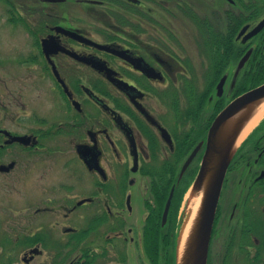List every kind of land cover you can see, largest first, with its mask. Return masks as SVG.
Here are the masks:
<instances>
[{
  "label": "flooded vegetation",
  "instance_id": "af4514ba",
  "mask_svg": "<svg viewBox=\"0 0 264 264\" xmlns=\"http://www.w3.org/2000/svg\"><path fill=\"white\" fill-rule=\"evenodd\" d=\"M72 1L33 0L24 16L6 0L11 18L28 23L32 43L13 42L21 38L16 28L0 43V203L18 196L8 209L0 204V246L33 244L23 254L30 263L43 254L40 244L63 238L47 229L61 227L65 243L81 248L68 264H126V244L162 256L170 235L168 258L176 264L185 219L169 230L171 212L199 158L194 180L198 174L216 117L200 126L186 157L185 147L203 101L217 116L264 84V0ZM196 67L205 69L203 101ZM183 86L195 103L188 114L178 110ZM229 189L238 196L226 216L231 241L239 237L256 257L264 249V114L242 135L220 199ZM5 220L27 232L6 237Z\"/></svg>",
  "mask_w": 264,
  "mask_h": 264
},
{
  "label": "rangeland",
  "instance_id": "374dc122",
  "mask_svg": "<svg viewBox=\"0 0 264 264\" xmlns=\"http://www.w3.org/2000/svg\"><path fill=\"white\" fill-rule=\"evenodd\" d=\"M32 1L33 0H12V2H16V6L19 7L24 13L23 15L25 16L26 13H28L29 11H32L33 9H30V6L32 5ZM71 2H73L71 0ZM29 6V7H28ZM33 6V5H32ZM52 6V5H51ZM46 8H48L47 6H45ZM53 7H57L56 11H67L68 13H75V14H81V13H86L83 11H87V10H79L80 8L74 5H70L67 8H64L61 5H53ZM12 7L6 2V0H0V43H4L5 42V38H7L6 36L8 35V33H10V29L12 30V28H16L18 34L21 36V38L19 39H13V42H17V43H21V44H31L32 43V39L29 37V25L27 23H24V21H20L18 20L16 17H12ZM36 10V9H34ZM50 10V9H49ZM41 12L40 11H37ZM81 12V13H79ZM41 15V14H40ZM38 17V15H37ZM96 18V17H95ZM90 20V19H88ZM20 21V22H18ZM87 21V19L85 20ZM27 22V21H26ZM12 23L14 25H12ZM189 31V30H187ZM186 31V32H187ZM185 32V33H186ZM15 34V33H14ZM3 37V38H2ZM15 37V35H14ZM204 68L202 67H196L195 68V74L198 75L199 77V82L196 83V87H197V98H200V95H202V100L203 101V97L205 95V92L207 90L208 84L205 82V78L203 77L204 74ZM180 94V100H181V108L178 109L179 113L181 114H185L188 112L189 108L191 109L195 103H190L189 99L192 98L189 94V90L190 87L189 86H183ZM197 99V101H198ZM179 101V100H178ZM203 106L201 111H199V115H197V120L198 122L195 124L196 125V130L192 131L190 137L188 138L189 142L187 143L188 145L190 144L191 147H185V157L187 156V154H189L190 149L192 148V146L194 145V143L192 144L191 141L193 140V138L197 137L198 132L197 130L200 128V126L206 125L207 120L209 122V120L212 118L214 119L216 117V110H214L213 104L211 105V103L207 104V101H203ZM220 108V107H219ZM218 108V109H219ZM188 114V113H187ZM186 114V115H187ZM212 114V116H211ZM263 116V115H262ZM254 125H252V127L248 130H246L245 134L247 135L252 129H253ZM184 157V158H185ZM199 167V158L194 161L191 165V170L189 171L188 175L186 176V178L184 179V182L182 183L180 189H179V198L177 201V206L175 207V210H173L171 212V214L174 217L175 220V227L173 228L170 227L169 230H177V227H180L183 220L185 219V215L188 211V198H189V192H190V188H191V182L193 184L194 182V174L197 172V169ZM193 176V177H192ZM144 179L143 184H147L149 183V178L148 177H142ZM234 193V192H233ZM232 193V190H228L227 192L225 191L223 193L222 198L219 200V218H217V226L215 227V231L213 233L212 236V240L210 242V247H209V254H208V264H264V249L263 252L261 251V253L255 257L254 253H249L246 250H242L239 243V237H236V239L234 241H231L230 238V223L227 224V220L229 218L230 212H231V208L233 207V202L236 201L238 199V196L234 195ZM15 196V195H14ZM18 196H15L13 198L12 195H5L3 196L4 201H1V205L3 204L2 208H4V210L8 207V204H10V200L12 199V201ZM164 203V202H163ZM8 209V208H7ZM142 207L141 204L138 202V204L136 205V209H135V218L137 219L136 224L138 223L139 226H142L143 222L142 220V211H141ZM229 209V211H228ZM227 212H228V218L227 216ZM5 214L7 215V212H5ZM178 218L180 220V226H177V221ZM12 222V220H9V223ZM142 222V223H140ZM7 221L5 220V227H4V235L10 239L13 240L14 238V234H17L18 232H21V237L25 234L24 231L27 232V229L23 228V227H19V228H14L12 227V224H9L7 226ZM176 228V229H175ZM179 229V228H178ZM16 230V231H15ZM49 231V233L52 235L53 233H57L59 235H61L63 238H58V240H56L54 238V236H52V238L50 240H48L47 243H42L41 245V249L43 250V254L40 255H36L35 258L30 262V263H26L23 262V254L25 251L29 250V247L32 246L33 244L31 243H21L20 245H18V247L13 246L12 244H5L4 248L0 246V264H8V262H10L9 257H11L9 255L12 254L13 256L11 258H13L12 263L13 264H56V257L58 256L59 258H61L63 256L62 259H58V262L62 263V264H68V261H71L72 258L76 257L77 254L79 253V250L81 249L80 247H78L76 244H72V243H65V241L67 240V236L64 234V232L61 230V227L57 230L55 229H47ZM168 230V231H169ZM17 232V233H16ZM54 235V234H53ZM62 241V242H60ZM170 235L166 236V242L164 243V253L162 256H158L156 254V252L152 249V251H150L148 253V255L146 256V254L144 253L143 249H139V247L137 246V243L135 242H130L128 244H126L127 251L129 253L128 256V260L126 264H143V260L145 261L144 264H175L174 261V256H172V259L170 260V257L168 258V254L170 251ZM252 244H255L253 240H251ZM125 244V243H124ZM261 244H259L258 246L260 247ZM87 246V245H86ZM89 246V245H88ZM90 246L92 247L91 250H93V247L95 245L90 244ZM263 246V245H262ZM255 247V246H253ZM253 248V249H257ZM264 248V246H263ZM143 255H142V253ZM157 255V256H156ZM67 259V261H65V259ZM154 258V259H153ZM114 264H125L123 262H121V260L117 261Z\"/></svg>",
  "mask_w": 264,
  "mask_h": 264
},
{
  "label": "water",
  "instance_id": "95a60500",
  "mask_svg": "<svg viewBox=\"0 0 264 264\" xmlns=\"http://www.w3.org/2000/svg\"><path fill=\"white\" fill-rule=\"evenodd\" d=\"M263 105L264 84L234 98L214 119L198 174L190 188L188 211L178 236L176 264H208L214 220L227 168L248 124ZM197 150L184 163L181 175ZM170 200L171 197L166 212Z\"/></svg>",
  "mask_w": 264,
  "mask_h": 264
},
{
  "label": "bare ground",
  "instance_id": "6f19581e",
  "mask_svg": "<svg viewBox=\"0 0 264 264\" xmlns=\"http://www.w3.org/2000/svg\"><path fill=\"white\" fill-rule=\"evenodd\" d=\"M263 108L261 109V111L251 120V122L248 124L246 130L250 129L252 127V125L256 124L257 121L262 117V115L264 114V105L262 106ZM198 204V203H197ZM197 206V205H196Z\"/></svg>",
  "mask_w": 264,
  "mask_h": 264
}]
</instances>
